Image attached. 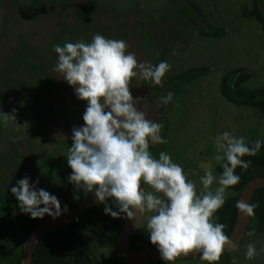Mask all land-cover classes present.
<instances>
[{
  "label": "rangeland",
  "instance_id": "1",
  "mask_svg": "<svg viewBox=\"0 0 264 264\" xmlns=\"http://www.w3.org/2000/svg\"><path fill=\"white\" fill-rule=\"evenodd\" d=\"M249 3L252 0H0V111L11 114L15 109L19 124L4 127L0 123V223L20 224L19 202L11 188L26 176L30 184L37 187L38 180L43 185L46 179L42 176L41 182V174L35 173L38 163L51 154L68 155L73 128L84 125L87 105L53 70L58 62L53 48L56 44L63 46L78 40L90 43L94 35L101 34L124 40L126 51L134 53L138 62L171 65L164 77L173 80L171 87L180 91L174 93L175 101L158 106L162 93L155 101L146 99L142 110L137 107V96L134 102L149 120L163 125L167 117L170 129L164 152L182 166L188 179L197 184L198 192L204 175L201 163H211L214 174L220 176L213 159L217 135L229 131L244 137L246 143L253 139L264 141V115L257 108L238 106L220 93L221 77L237 68L253 75L244 82L247 89L264 85V30L255 18L242 15V8ZM92 7L95 10L90 17H82V12L89 13ZM196 22L205 27L208 24L214 32L201 34ZM34 64H42L43 70L33 68ZM196 67H206L208 71L185 84L180 78L173 79ZM164 77L162 83L167 85ZM141 84V79L133 78L130 89ZM47 87L51 90L43 93ZM41 93L42 101L38 100ZM145 189L150 190L147 185ZM45 190L62 197L68 185L52 180ZM233 193L228 188L226 197ZM148 215L144 214L138 232L148 234ZM215 219L216 215L213 222ZM84 238L98 258L110 249V244L97 236L85 234ZM250 242H255L258 252L253 260L245 258ZM262 249L264 235L249 237L245 233L236 250L230 252L234 264H264ZM174 264L204 261L181 258Z\"/></svg>",
  "mask_w": 264,
  "mask_h": 264
},
{
  "label": "clouds",
  "instance_id": "2",
  "mask_svg": "<svg viewBox=\"0 0 264 264\" xmlns=\"http://www.w3.org/2000/svg\"><path fill=\"white\" fill-rule=\"evenodd\" d=\"M53 48L58 56L53 70L74 88L78 99L87 102L84 125L72 130L67 155L72 170L69 183L77 190L93 193L105 204V214L113 218L123 214L134 220L138 214L140 222L148 213L146 230L150 242L168 264L189 254H198L202 261L217 264L226 248L236 250L223 231L226 225L214 223L213 217L225 204L227 189L240 180L235 175L236 168L247 171L251 166V161L242 157H254L264 141L257 139L250 147L244 137H236L229 131L217 135L213 159L223 171L217 177L211 163H201L204 175L200 177L202 188L198 192L197 184L188 179L182 166L173 162L170 155L160 152L158 159L152 156L150 143H166L161 137L163 125L137 110L133 97L137 95L130 91L131 81L137 77L162 87L170 64L138 62L134 53L126 51L128 45L124 40L101 34L94 35L90 43L78 40ZM167 85L171 92L159 98L158 106H166L173 99L174 88L171 83ZM15 113V109L11 114L0 111V123L4 127L9 123L19 125ZM214 183L219 187L213 189ZM11 193L18 200L20 211L30 214L32 219H42L46 214L55 219L62 214L58 198L37 189L27 176L17 181ZM109 200L118 211L108 206ZM236 207L244 215H254L255 205L238 201ZM67 211L65 205L63 212ZM247 235L252 237L255 231ZM257 255L255 242L248 243L245 258L253 260Z\"/></svg>",
  "mask_w": 264,
  "mask_h": 264
},
{
  "label": "trees",
  "instance_id": "3",
  "mask_svg": "<svg viewBox=\"0 0 264 264\" xmlns=\"http://www.w3.org/2000/svg\"><path fill=\"white\" fill-rule=\"evenodd\" d=\"M180 1V0H171ZM57 2L54 1V4ZM264 0H252V3L247 4L241 10L244 17H253L262 24L264 30V10L262 4ZM250 6H253L250 8ZM95 7L89 10V13L83 14L82 17H90V12ZM199 13V12H198ZM201 13V11H200ZM195 16L203 20L201 15ZM92 18V17H91ZM204 21V20H203ZM200 28V31L206 35H210L212 28L207 24V27L196 22ZM40 68L43 70V65L34 64L33 68ZM208 71L206 67H196L188 70L181 75L173 76V79H179L181 84L193 81L198 76H202ZM252 74L245 71L244 68H237L226 73L220 82L221 93L229 99L230 102L240 106L248 105L253 108H257L262 115H264V85L256 87L254 89H247L244 82L252 78ZM235 77L236 79H232ZM173 80H169L166 77V82L169 84ZM175 83V82H174ZM179 83V86L181 85ZM182 89L183 87L180 86ZM180 88V89H181ZM51 90V87H47L45 91ZM175 90V89H174ZM172 90L174 93H178V90ZM43 93L38 95V100H43ZM75 95V92L73 93ZM41 98V99H40ZM175 98L173 97V102ZM84 105H87L86 101H83ZM169 121L163 120L164 131L161 133L162 139L166 141L170 129ZM171 132V130H170ZM257 140L253 139L246 144L251 147L252 143ZM166 144H151L149 151L156 159L159 158V153L164 152ZM67 155L59 156L57 154H51L47 159H41L37 165L35 173L41 174L39 176L42 182V176L47 180L44 184H37V189H44L46 185L52 182V180L63 181L68 185V192L62 197H57L61 203L62 213L63 208L67 205L68 210L72 209L84 199H86L91 193H85L83 189L77 190L75 186L69 183V177L71 175V168L68 166ZM40 158V156H39ZM35 159V158H34ZM245 161H251V166L247 171H244L239 166L235 170V175L240 177L239 182L229 187V190L234 192L229 197H226L225 204L215 213L216 219L214 223H222L226 225L224 233L229 236L236 224L238 209L236 203L239 201L240 193L244 186L256 176H264V143H262L260 150L253 156L242 157ZM23 170V169H22ZM21 170V171H22ZM45 171V174H44ZM217 171L222 174V166L217 164ZM38 179V178H37ZM46 182L48 184H46ZM108 206L113 211H118L115 203L111 200L107 201ZM251 205H255L254 215L251 216L246 233L249 231H255V235H264V188H258L251 200ZM43 207V205H41ZM105 204L98 203L90 210L85 212L80 217L76 218L72 222L59 227L50 233L42 237L37 245V248L33 257V264H131L123 262L116 254L115 245L124 223L126 216L121 214L120 218H113L111 215H107L104 212ZM54 210V209H53ZM21 222L17 226H6L5 223H0V264H21L23 255V247L29 233L38 225L48 221L52 217L47 214L42 219H32L30 214L21 212ZM85 234H91L106 240L110 244L108 252L103 254L102 257L95 255L94 248L87 243L84 238ZM131 246L134 250H143L156 247L150 242L148 234L138 232L133 236ZM178 260V259H177ZM141 264H168L163 260L145 262ZM204 264L208 262L204 261ZM217 264H234L230 251L223 252L221 259Z\"/></svg>",
  "mask_w": 264,
  "mask_h": 264
},
{
  "label": "water",
  "instance_id": "4",
  "mask_svg": "<svg viewBox=\"0 0 264 264\" xmlns=\"http://www.w3.org/2000/svg\"><path fill=\"white\" fill-rule=\"evenodd\" d=\"M146 88L148 89H144L142 87L131 88L130 91L132 92V95L141 96L151 90L148 86ZM261 187L264 188V176H256L252 178L251 180H249V182L244 186L243 190L241 191L239 201H243L247 204H251V200L254 192ZM98 203L100 202L97 200L95 195L91 193V195H89L86 199H84L82 202H80L72 209L68 210L66 213L65 212L62 213L58 218L55 219L51 218L48 221L36 226L29 233L24 243L21 264H33L34 253L42 237H44L49 232L72 222L73 220L83 215L85 212L90 210ZM250 218L251 216L244 215L238 209V216L235 227L232 233L229 235V238L232 240V242L235 245H237V243H239V241L245 235L249 225ZM139 219L140 217L138 214L136 215V218L134 220H129L125 218L115 245V251L117 256L123 262L131 263V264H141L145 262L162 260L160 258L161 254L158 251L157 247L143 249V250H134L132 248L131 246L132 238L137 233L143 222V220L139 222ZM226 251H230V250L226 248L224 252ZM181 258H200V256L198 254H189L187 257L182 256L178 259Z\"/></svg>",
  "mask_w": 264,
  "mask_h": 264
},
{
  "label": "flooded vegetation",
  "instance_id": "5",
  "mask_svg": "<svg viewBox=\"0 0 264 264\" xmlns=\"http://www.w3.org/2000/svg\"><path fill=\"white\" fill-rule=\"evenodd\" d=\"M32 47V46H31ZM30 47V48H31ZM149 87L151 90L150 91H148L149 93H147V94H144V96H139V97H135V98H137L138 99V104H137V107H140L139 109L140 110H142V108H141V106H142V104L144 103V101L146 100V99H149V98H153L154 100L153 101H155V99L157 100L158 99V95H160V94H162V96L163 95H166L168 92H169V88L168 89H166V87L165 86H167V85H164L163 84V86L161 87V86H158V85H154L151 81H144V80H142V84L141 85H139L137 88H140V87H142V88H144V89H148V88H146V87ZM134 97V96H133ZM167 119L164 117V121H166ZM61 151V150H60ZM217 169V168H216Z\"/></svg>",
  "mask_w": 264,
  "mask_h": 264
}]
</instances>
